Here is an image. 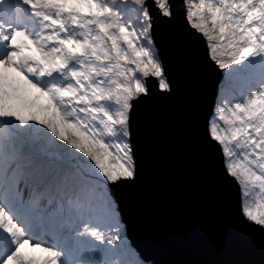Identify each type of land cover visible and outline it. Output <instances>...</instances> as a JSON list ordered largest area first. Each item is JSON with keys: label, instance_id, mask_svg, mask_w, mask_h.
<instances>
[{"label": "snow or ice", "instance_id": "6c2138e0", "mask_svg": "<svg viewBox=\"0 0 264 264\" xmlns=\"http://www.w3.org/2000/svg\"><path fill=\"white\" fill-rule=\"evenodd\" d=\"M175 42L212 87L187 153L219 230L264 264V0H0V264H154L116 191L143 174Z\"/></svg>", "mask_w": 264, "mask_h": 264}, {"label": "water", "instance_id": "95a60500", "mask_svg": "<svg viewBox=\"0 0 264 264\" xmlns=\"http://www.w3.org/2000/svg\"><path fill=\"white\" fill-rule=\"evenodd\" d=\"M178 94L150 112L140 181L116 191L129 239L154 264H222L249 257L219 230L226 209L205 194L187 153V114L212 83L196 76L175 42L165 45Z\"/></svg>", "mask_w": 264, "mask_h": 264}]
</instances>
